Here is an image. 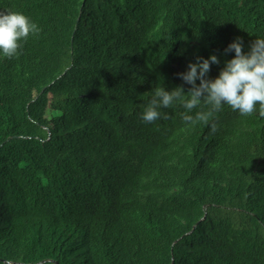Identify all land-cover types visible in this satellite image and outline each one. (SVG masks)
<instances>
[{"label": "trees", "instance_id": "16d2710c", "mask_svg": "<svg viewBox=\"0 0 264 264\" xmlns=\"http://www.w3.org/2000/svg\"><path fill=\"white\" fill-rule=\"evenodd\" d=\"M40 29L0 53V264H264V116L185 123L155 90L264 39V0H0ZM199 85V80L196 81ZM167 116V118H163ZM216 125L212 132L211 125Z\"/></svg>", "mask_w": 264, "mask_h": 264}, {"label": "clouds", "instance_id": "9594fccd", "mask_svg": "<svg viewBox=\"0 0 264 264\" xmlns=\"http://www.w3.org/2000/svg\"><path fill=\"white\" fill-rule=\"evenodd\" d=\"M39 32L38 25L21 12L0 13V53L9 59L17 57L29 37ZM230 52L235 53L234 58L225 63L215 79L208 78L211 65L220 63L215 55L208 59L197 57L196 63L188 64L186 72L177 74L186 84L191 85L187 99L182 87L171 92L162 87L157 88L142 113V121L155 122L162 117L158 109L172 107L176 102L181 103L187 112L200 107L202 102L208 106L207 111H198L194 117L184 114V122L190 124H209L222 109V105L229 106L242 116H251L257 111L260 116H264V39H255L249 51L244 52L243 41L237 38L225 49V54ZM211 130L216 131L214 123Z\"/></svg>", "mask_w": 264, "mask_h": 264}]
</instances>
